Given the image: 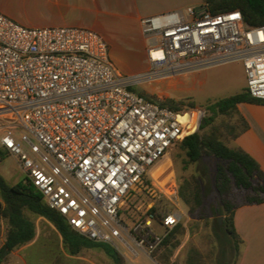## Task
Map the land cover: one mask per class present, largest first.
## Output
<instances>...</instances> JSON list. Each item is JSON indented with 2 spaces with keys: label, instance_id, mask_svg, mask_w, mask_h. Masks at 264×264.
I'll return each mask as SVG.
<instances>
[{
  "label": "built area",
  "instance_id": "1",
  "mask_svg": "<svg viewBox=\"0 0 264 264\" xmlns=\"http://www.w3.org/2000/svg\"><path fill=\"white\" fill-rule=\"evenodd\" d=\"M140 30L148 67L121 74L97 32L24 27L0 13V147L79 235L151 258L181 221L175 183L158 188L152 170L197 130L204 109H171L131 89L238 62L247 93L264 100V25L204 2L198 12L143 17ZM140 193L149 199L143 211L123 212Z\"/></svg>",
  "mask_w": 264,
  "mask_h": 264
},
{
  "label": "crops",
  "instance_id": "2",
  "mask_svg": "<svg viewBox=\"0 0 264 264\" xmlns=\"http://www.w3.org/2000/svg\"><path fill=\"white\" fill-rule=\"evenodd\" d=\"M201 3L202 0H0V13L24 27L93 30L108 43L117 70L123 74H138L148 67L140 19ZM241 71L244 84L238 92L245 88L242 66ZM168 85L173 84L168 82ZM236 107L239 122L243 119L247 128L230 138L226 145L248 154L264 173V105L239 103ZM167 168L162 165L156 171L164 172ZM233 224L238 236L235 264H264V203L237 207ZM4 227L0 219V247ZM40 239L44 241L43 246L35 248ZM233 244L232 240L230 245ZM83 249L96 252L87 257L82 254ZM138 254L124 256V264H184L174 263L170 252L161 251L151 258L144 254V260H140ZM102 258L107 264H116L99 245L70 251L58 230L44 219L42 228L35 225L34 239L12 250L4 264H100Z\"/></svg>",
  "mask_w": 264,
  "mask_h": 264
},
{
  "label": "trees",
  "instance_id": "3",
  "mask_svg": "<svg viewBox=\"0 0 264 264\" xmlns=\"http://www.w3.org/2000/svg\"><path fill=\"white\" fill-rule=\"evenodd\" d=\"M213 13L239 10L243 20L250 26L264 25V0H205ZM250 103L264 105V100L251 97L247 91L221 98L205 106L196 131L185 134L179 140V146L185 152L188 164L198 162L205 153L218 162L215 164V191L220 200L222 223L218 218L214 220L216 228L225 230L234 244L231 246L234 256L231 264H235L237 256L236 240L238 236L233 224L234 210L242 205L264 203V173L258 164L248 154L239 149H233L221 140L214 129H207L215 115H229L237 113V104ZM164 105L171 109H178L181 103L172 100L164 101ZM193 108V105H189ZM247 128V124L240 119L239 131L231 138ZM8 153L0 147V162ZM178 196L190 209L201 205L202 192L198 182L191 184L183 181L178 188ZM0 219L5 223L3 244L0 247V264L7 262V255L14 249L29 243L35 237V223L26 212L48 220L61 234L63 243L72 252L82 246L91 244L105 248L116 264H122L120 255L111 247L91 242L74 231L56 211L50 209L43 196L25 176L16 184L9 185L0 174ZM179 230L176 226L163 241V244L174 237ZM184 264H207L200 253L191 248L184 259Z\"/></svg>",
  "mask_w": 264,
  "mask_h": 264
},
{
  "label": "rangeland",
  "instance_id": "4",
  "mask_svg": "<svg viewBox=\"0 0 264 264\" xmlns=\"http://www.w3.org/2000/svg\"><path fill=\"white\" fill-rule=\"evenodd\" d=\"M204 2L205 0H202L201 4L192 5V7L198 12L202 9ZM241 66L238 62L214 66L158 82L138 84L131 90L152 100H172L181 103L178 106L189 107V105H193L203 109L206 105L230 96L241 89L244 84ZM118 72L123 74L119 69ZM168 82H172L173 85L169 86ZM188 116L189 119H193L192 113H188ZM239 127L238 114L231 113L229 115H215L213 122L207 129H214L219 138L226 143ZM30 139L32 143H35L31 137ZM185 159V152L178 142L154 166L152 170L154 184L158 188H168L173 181L178 191L183 181H190L191 184L196 181L202 192L201 205L190 209L178 196V205L181 211V221L177 225L179 230L168 242L162 243L153 255L161 251L170 252L174 263H183L188 250L194 248L207 264H231L234 256V251L230 245L232 240L225 230L216 228L214 224V220L221 217L218 215L221 204L214 183V166L218 161L205 153H202L201 159L193 164L186 163ZM162 165H166L168 168L164 172L156 171ZM0 174L9 185L16 184L25 177L17 159L13 156H7L0 162ZM148 201L149 199L142 193L131 196L127 203L122 204L123 212L132 211L133 207H140L142 212L143 204ZM26 214L34 221L35 225L42 228L43 218L28 212ZM156 231L161 232V229L156 226ZM43 244L44 241L40 239L35 248H40ZM81 252L90 257L96 251L83 249ZM119 255L124 264V256ZM138 257L140 260H144L143 253H139ZM100 264L107 263L102 258Z\"/></svg>",
  "mask_w": 264,
  "mask_h": 264
},
{
  "label": "water",
  "instance_id": "5",
  "mask_svg": "<svg viewBox=\"0 0 264 264\" xmlns=\"http://www.w3.org/2000/svg\"><path fill=\"white\" fill-rule=\"evenodd\" d=\"M221 221H222V218H221V217H219V218H218V222H219V223H221Z\"/></svg>",
  "mask_w": 264,
  "mask_h": 264
}]
</instances>
